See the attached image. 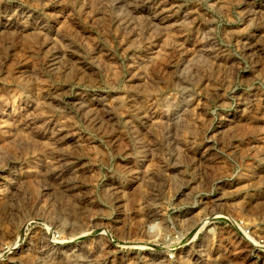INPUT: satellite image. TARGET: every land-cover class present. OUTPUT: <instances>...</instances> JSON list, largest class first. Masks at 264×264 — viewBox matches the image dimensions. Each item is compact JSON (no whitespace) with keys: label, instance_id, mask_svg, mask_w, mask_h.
<instances>
[{"label":"rangeland","instance_id":"1","mask_svg":"<svg viewBox=\"0 0 264 264\" xmlns=\"http://www.w3.org/2000/svg\"><path fill=\"white\" fill-rule=\"evenodd\" d=\"M0 264H264V0H0Z\"/></svg>","mask_w":264,"mask_h":264}]
</instances>
